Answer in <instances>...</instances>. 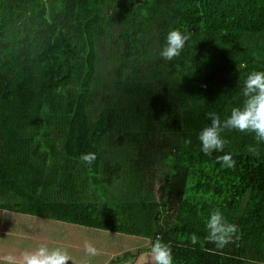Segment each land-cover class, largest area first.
Returning <instances> with one entry per match:
<instances>
[{
  "label": "trees",
  "instance_id": "obj_1",
  "mask_svg": "<svg viewBox=\"0 0 264 264\" xmlns=\"http://www.w3.org/2000/svg\"><path fill=\"white\" fill-rule=\"evenodd\" d=\"M172 29L191 35L165 61ZM253 71L264 0H0V209L159 237L173 264H264V141L225 128L205 155L198 139ZM214 209L238 229L223 249Z\"/></svg>",
  "mask_w": 264,
  "mask_h": 264
},
{
  "label": "clouds",
  "instance_id": "obj_2",
  "mask_svg": "<svg viewBox=\"0 0 264 264\" xmlns=\"http://www.w3.org/2000/svg\"><path fill=\"white\" fill-rule=\"evenodd\" d=\"M190 35L179 29L170 30L164 46L159 51L160 57L165 61H172L179 56L185 43L190 39ZM242 95L244 97L242 106L232 108L230 115L223 121L215 112L206 114L210 124L203 127L198 134L201 150L205 155L223 151L226 141L221 138V132L225 128L251 132L255 134L258 142L264 141V71H253L248 74L244 81ZM190 142L186 141V143ZM249 151L255 152L256 150L250 148ZM80 160L87 166H91L96 160V154L83 153ZM216 160L222 167L234 168L236 164L231 154L228 153L217 156ZM205 228L207 230L205 239L214 244L217 249H223L231 243L238 230L237 225L229 223L219 209L211 211L205 221ZM190 239L193 244L198 242L195 234H192ZM84 251L87 256L98 255V249L87 240L84 242ZM3 260L4 264H67L68 261H72V257L63 247L50 248L41 243L34 250L24 252L19 260L11 254L4 256ZM150 261L151 264H173L171 247L162 242L159 237L151 245ZM248 264H257V262L250 260Z\"/></svg>",
  "mask_w": 264,
  "mask_h": 264
},
{
  "label": "crops",
  "instance_id": "obj_3",
  "mask_svg": "<svg viewBox=\"0 0 264 264\" xmlns=\"http://www.w3.org/2000/svg\"><path fill=\"white\" fill-rule=\"evenodd\" d=\"M29 215L31 214L17 210L0 209V225H2V228H5L2 230L0 226V264H4L3 257L8 254L15 256L19 260L24 252L31 251L36 248L30 246L33 242L32 239L29 240L23 238L27 236L32 237V235H28L29 231L26 232V230L21 228V232H13V230H10L13 227L17 228V220L25 219V217L29 218ZM72 238H66L63 236L60 238V244L56 243L53 247L59 246L65 248L68 254L72 257L73 264H151L149 259L150 254L141 253L143 251H141L140 247H138L139 250L136 253H128L119 249V247L116 248L112 246V243L115 242L114 238L104 236L97 237L99 243L106 241L107 244L111 241L110 246H95L98 249V254L100 253V255L97 256L86 255L84 251V242L86 240L89 241L88 238ZM51 239L56 241L57 238L55 237L54 239L51 237ZM147 242L149 247L153 243L149 238H147ZM72 261H68L67 264H72Z\"/></svg>",
  "mask_w": 264,
  "mask_h": 264
},
{
  "label": "rangeland",
  "instance_id": "obj_4",
  "mask_svg": "<svg viewBox=\"0 0 264 264\" xmlns=\"http://www.w3.org/2000/svg\"><path fill=\"white\" fill-rule=\"evenodd\" d=\"M16 225L17 228L13 227L10 230H13V232H21V228L23 230H26V232L29 231L28 235L30 234L32 235V237L27 236L23 238L29 240L32 239L33 242L31 244L29 243L31 247H37L41 243L46 244L48 247H53L56 243L60 244V238L63 236H65L66 238L73 237L72 239L84 237L88 238L89 241L94 244V246H110L111 241H109V243L107 244L106 241L103 243H99L97 237L104 236L114 238L115 242L112 243V246L116 248L119 247V249L124 250L128 253H136L139 250L138 247H140L141 251H143L141 253L150 254L151 249V245L149 247L147 238L144 236L110 231L101 228L87 227L42 216L29 215V218L25 217V219L17 220ZM0 226L2 230L5 229L2 228V225ZM51 237H53L54 239L56 237L59 240L56 239V241H54L53 239H51ZM98 255H100V253Z\"/></svg>",
  "mask_w": 264,
  "mask_h": 264
}]
</instances>
